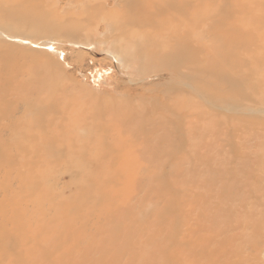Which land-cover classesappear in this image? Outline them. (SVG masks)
I'll return each instance as SVG.
<instances>
[{
	"label": "rangeland",
	"instance_id": "1",
	"mask_svg": "<svg viewBox=\"0 0 264 264\" xmlns=\"http://www.w3.org/2000/svg\"><path fill=\"white\" fill-rule=\"evenodd\" d=\"M114 1L0 0V264H264V0H185L179 73Z\"/></svg>",
	"mask_w": 264,
	"mask_h": 264
},
{
	"label": "bare ground",
	"instance_id": "2",
	"mask_svg": "<svg viewBox=\"0 0 264 264\" xmlns=\"http://www.w3.org/2000/svg\"><path fill=\"white\" fill-rule=\"evenodd\" d=\"M114 2L122 9L121 14L116 18V24L118 27L125 21V17L129 19L130 25H134L135 27H163V29L161 28L162 30H160L159 36L162 35L165 40L159 44V46L162 47L159 56H161L162 63H165L167 69L179 73L182 69H194L197 66L199 62L198 55L200 52L195 44L197 41H194V36H190V40L180 41V36L183 35H180L178 31L183 23H192L196 20L195 12L197 9L199 10L197 3H189L185 0H115ZM189 9H191L189 13L182 11H187ZM223 43L224 44L222 45H229L228 41H224ZM50 87L51 86L48 82L38 80L36 82L29 81L28 85L11 87V90L15 91L16 96L14 99L18 101H33L40 105L42 102L49 103L53 102L55 99H53L54 92L51 91ZM48 89H50V92ZM3 93V89H0V96H2ZM49 107L50 106H48V108ZM52 113H54V110ZM0 234V249H7L10 246L15 245L16 241H14L9 234L6 233L2 235L1 229Z\"/></svg>",
	"mask_w": 264,
	"mask_h": 264
}]
</instances>
